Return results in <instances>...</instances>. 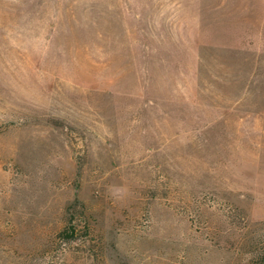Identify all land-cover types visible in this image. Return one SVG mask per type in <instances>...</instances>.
Listing matches in <instances>:
<instances>
[{
  "label": "rangeland",
  "instance_id": "1",
  "mask_svg": "<svg viewBox=\"0 0 264 264\" xmlns=\"http://www.w3.org/2000/svg\"><path fill=\"white\" fill-rule=\"evenodd\" d=\"M0 264H264V0H0Z\"/></svg>",
  "mask_w": 264,
  "mask_h": 264
}]
</instances>
